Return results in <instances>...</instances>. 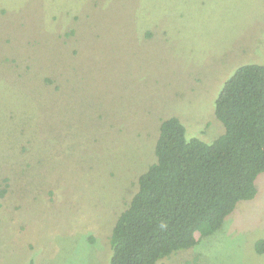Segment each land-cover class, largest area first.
<instances>
[{
    "label": "rangeland",
    "instance_id": "374dc122",
    "mask_svg": "<svg viewBox=\"0 0 264 264\" xmlns=\"http://www.w3.org/2000/svg\"><path fill=\"white\" fill-rule=\"evenodd\" d=\"M249 62L264 66V0H0V264H109L161 121L213 140L215 99ZM255 184L157 264H264Z\"/></svg>",
    "mask_w": 264,
    "mask_h": 264
},
{
    "label": "trees",
    "instance_id": "16d2710c",
    "mask_svg": "<svg viewBox=\"0 0 264 264\" xmlns=\"http://www.w3.org/2000/svg\"><path fill=\"white\" fill-rule=\"evenodd\" d=\"M214 113L223 132L210 142L187 138L176 116L161 121L155 161L113 225L109 264H157L189 249L218 230L238 201L256 195L264 172V66H238ZM256 250L263 252L264 239Z\"/></svg>",
    "mask_w": 264,
    "mask_h": 264
}]
</instances>
